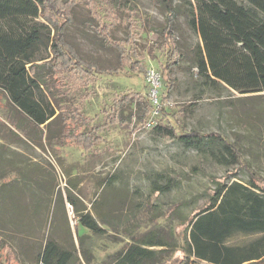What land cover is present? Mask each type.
I'll use <instances>...</instances> for the list:
<instances>
[{
	"label": "rangeland",
	"instance_id": "374dc122",
	"mask_svg": "<svg viewBox=\"0 0 264 264\" xmlns=\"http://www.w3.org/2000/svg\"><path fill=\"white\" fill-rule=\"evenodd\" d=\"M56 1V7H71L73 22L64 38L80 57L118 69L112 76H99L81 94L64 90L66 100L83 110L91 127L108 114H121L125 123L110 125L94 152L62 143L59 120L42 126L41 133L34 130L30 139L11 123L15 118L27 124L0 92V264H43L50 238L73 252L79 246L78 215L88 213L107 230L99 239L80 226L79 234L94 241L91 264L111 263V256L149 230L177 235L181 247L189 219L209 202L212 178L247 185L253 177L264 184V92L209 91L197 69L183 59L171 73L168 115L154 112L143 126L138 121L143 111L136 103L116 107L117 100L131 94L149 96L156 106L165 92L160 75L169 59L160 36L166 24L161 0ZM184 1L174 0L182 7L174 34L183 49L199 40L186 21ZM103 36L108 43H119L126 54L137 51L131 62L138 61L147 73L121 67L118 51ZM63 101L61 106L69 103ZM172 127L177 136L168 133ZM191 131L222 135L239 149L240 163L218 162L222 148L215 140L185 146L179 136ZM251 239L240 235L228 244ZM165 255L160 264H183L181 249Z\"/></svg>",
	"mask_w": 264,
	"mask_h": 264
},
{
	"label": "trees",
	"instance_id": "16d2710c",
	"mask_svg": "<svg viewBox=\"0 0 264 264\" xmlns=\"http://www.w3.org/2000/svg\"><path fill=\"white\" fill-rule=\"evenodd\" d=\"M160 2L166 11L160 36L169 59L160 75L165 92L156 106L149 96L131 94L117 100L116 107L124 102L136 103L143 111L138 119L143 126H147L154 112L168 115L165 103L174 88L171 73L183 59L197 69L196 75L209 91L231 89L240 95L264 92V0H185L186 21L192 34L199 38L193 46L184 45L185 50L174 34V20L182 7L175 6L174 0ZM56 5V0H0V92L26 121L24 125L18 119L11 120L26 137L32 139L31 132L41 133L42 126L59 120L62 143L94 152L95 143L103 140L101 134L110 125L125 122L121 121V114H108L102 124L91 127V119L78 105L66 100L64 90L81 94L99 76H112L118 69L80 57L64 38L68 23L73 22L71 7ZM57 15L63 17L62 23ZM104 36V42L118 51L121 67L129 65L147 73L138 61L131 62L138 57L137 51L126 54L119 43H108ZM60 101L69 103L61 106ZM168 133L177 136L173 127ZM179 139L188 147H197L206 139L218 141L222 148L218 162L240 163L239 149L220 134L191 131L182 133ZM212 183L215 188L209 202L189 219L181 247L177 235L167 236L161 229L149 230L134 237L107 264H160L167 251L178 249L183 252V264H264V184L253 177L247 185L216 178H212ZM78 221V249L73 253L50 238L43 252V264H91L94 241L89 235L79 234L80 226L99 239L107 230L90 213L78 215ZM240 235L253 239L243 245L228 244ZM3 244L0 242V246ZM160 247V251L151 249Z\"/></svg>",
	"mask_w": 264,
	"mask_h": 264
},
{
	"label": "built area",
	"instance_id": "2783aa9c",
	"mask_svg": "<svg viewBox=\"0 0 264 264\" xmlns=\"http://www.w3.org/2000/svg\"><path fill=\"white\" fill-rule=\"evenodd\" d=\"M152 77H153V85L156 86L157 80L155 79V73L152 71ZM153 93H155V91H153ZM157 113V112H156ZM149 124V123H148ZM147 124V125H148Z\"/></svg>",
	"mask_w": 264,
	"mask_h": 264
}]
</instances>
